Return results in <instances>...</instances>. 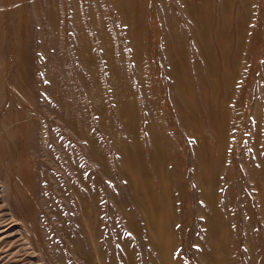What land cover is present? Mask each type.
I'll return each instance as SVG.
<instances>
[{
	"label": "rangeland",
	"instance_id": "374dc122",
	"mask_svg": "<svg viewBox=\"0 0 264 264\" xmlns=\"http://www.w3.org/2000/svg\"><path fill=\"white\" fill-rule=\"evenodd\" d=\"M0 88V264H264V0H0Z\"/></svg>",
	"mask_w": 264,
	"mask_h": 264
},
{
	"label": "bare ground",
	"instance_id": "6f19581e",
	"mask_svg": "<svg viewBox=\"0 0 264 264\" xmlns=\"http://www.w3.org/2000/svg\"><path fill=\"white\" fill-rule=\"evenodd\" d=\"M32 78V77H31ZM1 89V88H0Z\"/></svg>",
	"mask_w": 264,
	"mask_h": 264
}]
</instances>
